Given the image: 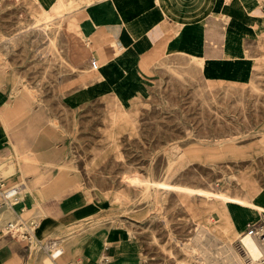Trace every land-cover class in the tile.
Instances as JSON below:
<instances>
[{"label": "rangeland", "instance_id": "1", "mask_svg": "<svg viewBox=\"0 0 264 264\" xmlns=\"http://www.w3.org/2000/svg\"><path fill=\"white\" fill-rule=\"evenodd\" d=\"M61 2L66 10L56 14L55 5L45 15L34 0H0V61L7 62L8 45L48 43L39 51L43 80L15 83L16 104L31 107L21 116L62 138L61 162L11 156L0 161L3 177L26 184L25 200L34 185L84 192L86 214H94L53 234L63 240L64 255L80 236L105 229L137 241L140 264H200L188 244L200 246L209 264H231L233 247L245 264H257L239 248L243 233L225 205L261 208L247 197L264 185V55L246 85L205 83L189 65L166 60L150 94L120 103L86 65L73 11L87 2ZM56 52L62 83L47 79ZM56 85L61 98L40 95ZM54 105L62 108L57 114ZM22 216L39 220L42 214ZM15 220L11 208L0 210L1 228ZM33 247L49 261L39 245Z\"/></svg>", "mask_w": 264, "mask_h": 264}, {"label": "crops", "instance_id": "2", "mask_svg": "<svg viewBox=\"0 0 264 264\" xmlns=\"http://www.w3.org/2000/svg\"><path fill=\"white\" fill-rule=\"evenodd\" d=\"M34 1L47 12L59 0ZM71 1L87 2L73 11L85 46L86 65L90 67L92 59L98 61L95 80L120 103L150 94L160 65L166 60L189 65L205 83L246 85L253 80L257 62L264 55V0ZM47 46L45 42L22 43L17 48L8 45L7 62L0 61V161L11 156L21 162L62 161L60 133L41 123L32 127L30 118L21 116L30 114L31 107L18 105L14 99L17 81H42L45 77L46 66L39 51ZM55 48L59 50L57 44ZM55 61L54 73L46 77L62 83L57 52ZM40 95L62 97L57 85L55 90H44ZM61 109L54 105V113ZM35 112L47 114L41 109ZM32 177L27 176L33 182ZM26 187L24 184V191ZM247 198L261 208L234 202L225 205L231 224L240 234L250 223L264 224V185ZM16 205L11 209L16 218L28 210L42 214L36 233L39 240H56L63 247V254L55 260L41 249L50 264H96L103 253L111 256V264H140L138 242L109 235L105 229L80 236L64 255L63 240L53 234L94 214H86L89 203L83 191L34 185L27 199L21 198ZM244 241L252 242V251ZM240 246L257 262L262 250L255 238L244 239ZM33 248L28 241L0 235V264H47L43 254ZM61 257L60 263L57 260Z\"/></svg>", "mask_w": 264, "mask_h": 264}, {"label": "built area", "instance_id": "3", "mask_svg": "<svg viewBox=\"0 0 264 264\" xmlns=\"http://www.w3.org/2000/svg\"><path fill=\"white\" fill-rule=\"evenodd\" d=\"M91 68L97 70L99 68V63L96 59L91 60ZM24 191L23 183H13L9 184L8 180L3 177L0 168V210L4 207L13 209L19 201H21V195ZM39 226V221L35 218L26 219L22 215L17 216L15 221H9L0 229L1 236H10L15 239H20L22 241H28L31 245L33 241L37 242V245L43 251L49 255L52 260L60 257L64 249L62 246L58 245L56 240L41 241L36 237V230ZM257 236L261 240L262 247H264V224H248L246 231L243 234ZM262 262L264 263V256L262 257ZM111 256L108 254H101L96 264H111Z\"/></svg>", "mask_w": 264, "mask_h": 264}, {"label": "bare ground", "instance_id": "4", "mask_svg": "<svg viewBox=\"0 0 264 264\" xmlns=\"http://www.w3.org/2000/svg\"><path fill=\"white\" fill-rule=\"evenodd\" d=\"M72 4V3H71ZM72 6V5H71ZM56 14H59L60 12L66 10V8L64 7L63 3L61 2V0L58 1V3L56 4L55 8H54ZM47 14V12L45 13V15ZM44 15V16H45ZM47 19V18H46ZM49 20V19H47ZM39 21V19H38ZM38 23V22H37ZM35 28V27H34ZM246 238H255V240L258 241V245L260 247V249L262 250V252H259V255L257 256V262L252 258V256L247 252H244L242 249V251L247 255V257L249 258V261L252 262V263H257V264H262L261 261H262V257L264 256V247H262V243H261V240L259 239V237L257 236H251V235H247L246 233L245 234H242L240 239H239V242L240 243H243V240L246 239ZM254 241V239H253ZM240 243H239V248H241L240 246ZM36 244L37 245V242L33 241V245ZM244 244L247 246V249L249 251H252V242L250 241H244ZM185 247L187 248V250L191 253V255L193 256V258L198 261L200 264H209L208 262V259H207V255L206 253H203L199 250L201 247L200 246H197L195 244H188V245H185ZM258 248V247H257ZM236 247L234 248H231V257H232V261L231 264H245V262L240 258L239 254L237 253L236 251Z\"/></svg>", "mask_w": 264, "mask_h": 264}]
</instances>
